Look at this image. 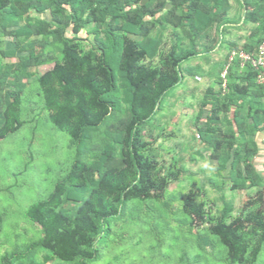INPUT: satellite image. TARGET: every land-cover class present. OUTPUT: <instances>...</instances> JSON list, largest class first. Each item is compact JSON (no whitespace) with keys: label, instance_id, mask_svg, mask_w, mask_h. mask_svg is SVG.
Here are the masks:
<instances>
[{"label":"trees","instance_id":"trees-1","mask_svg":"<svg viewBox=\"0 0 264 264\" xmlns=\"http://www.w3.org/2000/svg\"><path fill=\"white\" fill-rule=\"evenodd\" d=\"M141 1L0 0V38L8 39L1 53L10 59L0 61V139L25 123L23 95L33 81L41 111L66 133L73 149L69 167L49 194L23 211L40 226V236L16 244L1 256V264L99 261L115 224L135 202L160 198L170 181L179 179L180 168L163 171L144 152L149 142L143 129L189 72L185 61L222 40L233 3ZM237 2L242 23L252 26L242 44L230 47L255 56L264 42V0ZM81 31L87 37H80ZM229 53L216 83L199 101L194 125L211 161L226 172L230 189L256 191L235 216L225 203L221 214L211 217L192 188L181 194L179 210L190 226L209 221L215 241L209 235L201 241L221 244L228 264H254L264 249V173L254 164L256 135L264 129V84L250 62L242 64L238 56L228 62ZM45 64L52 66L41 73L31 70Z\"/></svg>","mask_w":264,"mask_h":264},{"label":"rangeland","instance_id":"rangeland-1","mask_svg":"<svg viewBox=\"0 0 264 264\" xmlns=\"http://www.w3.org/2000/svg\"><path fill=\"white\" fill-rule=\"evenodd\" d=\"M232 3L230 13L239 18L243 8L237 0ZM249 30V24L242 23L239 30L227 28L225 33L232 34L225 38L237 40L239 31H243L245 41ZM212 34L218 35V31L212 29ZM80 37H87L85 31H81ZM7 40L0 38V61H10L2 58L1 53L7 47ZM222 41L212 53L185 61L183 67L189 72H184V80L168 92L162 106L143 129L144 139L149 142L144 152L152 154L163 171L168 167L180 168L179 179L171 180L160 198L147 204L135 202L130 211L132 215L127 214L115 224L105 257L91 264H228L221 244L205 245L201 241L202 235L210 234L209 221H195L190 226V218L179 210L181 194L192 188L206 203L211 217L219 216L225 203L232 205L231 214L235 216L256 191V188L230 189L226 172L218 170L211 161L210 149L200 141L194 125L199 101L205 89L216 83V75L231 50ZM51 66L45 64L31 70L41 73ZM22 119L25 123L17 131L0 139V264L1 256L16 244L22 245L40 236V226L27 220L23 211L49 194L73 158L66 133L55 129L46 112L41 111L33 81L23 95ZM165 199L168 206L163 203ZM210 238L215 241L213 236ZM36 259H41L40 253ZM46 264L65 263L54 259ZM254 264H264V249Z\"/></svg>","mask_w":264,"mask_h":264},{"label":"crops","instance_id":"crops-1","mask_svg":"<svg viewBox=\"0 0 264 264\" xmlns=\"http://www.w3.org/2000/svg\"><path fill=\"white\" fill-rule=\"evenodd\" d=\"M233 7H234V5H233ZM234 16H237V14H235ZM229 17L231 18V22L226 24L228 27V30L229 31L239 30L240 25H242L241 20L239 18L242 19V17L241 16L239 18L232 17L231 13H230ZM237 19H239L238 22H237ZM251 26L252 25H249V27H251ZM229 31L224 33V38H222V40L223 41L225 40L224 42L227 43L229 45V47H230V43H232L233 41H235L236 43L238 42V44H242L244 42L243 41L244 36L242 35L244 33L243 31H239V33L241 32V34H238L237 40H233V41H232V39L230 40L228 38L227 39L225 38V36L227 37V35L230 36V34H232ZM248 33H249V31H248ZM215 49L216 48L214 47L209 53H212V51H215ZM256 140H257L258 145H259V152L254 158V164L259 171H262L264 173V129L257 133Z\"/></svg>","mask_w":264,"mask_h":264},{"label":"built area","instance_id":"built-area-1","mask_svg":"<svg viewBox=\"0 0 264 264\" xmlns=\"http://www.w3.org/2000/svg\"><path fill=\"white\" fill-rule=\"evenodd\" d=\"M235 56L239 57L242 64L247 61L250 62L251 65L258 70L257 81L261 84H264V42L258 46L255 56H252L251 54L245 51H238L236 49L231 50L228 56V62H230ZM226 68L227 66H225L223 72L221 73V76L223 78L222 85L224 87L226 84Z\"/></svg>","mask_w":264,"mask_h":264},{"label":"water","instance_id":"water-1","mask_svg":"<svg viewBox=\"0 0 264 264\" xmlns=\"http://www.w3.org/2000/svg\"><path fill=\"white\" fill-rule=\"evenodd\" d=\"M147 0H142L141 3H145Z\"/></svg>","mask_w":264,"mask_h":264}]
</instances>
